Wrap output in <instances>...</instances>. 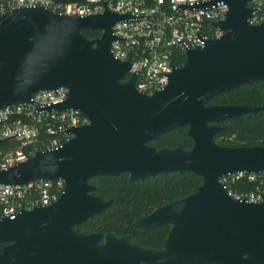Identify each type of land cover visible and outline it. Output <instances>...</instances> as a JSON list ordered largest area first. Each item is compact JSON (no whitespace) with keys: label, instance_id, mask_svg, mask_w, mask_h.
I'll use <instances>...</instances> for the list:
<instances>
[{"label":"water","instance_id":"water-1","mask_svg":"<svg viewBox=\"0 0 264 264\" xmlns=\"http://www.w3.org/2000/svg\"><path fill=\"white\" fill-rule=\"evenodd\" d=\"M224 34L184 49L168 85L140 92L130 61L115 58L113 25L130 14L106 9L88 16L22 6L0 16V110L30 104L41 90L69 89L47 107L73 109L89 123L73 127L63 146L40 150L0 169V184L62 178V196L45 206L0 219V264H264V202L229 195L219 182L236 172H264V145L225 146L216 135L228 119H245L257 105L209 104L241 86L264 83V23L251 24L249 0H224ZM85 30H101L95 38ZM188 127L191 148L152 142ZM192 173L197 190L134 220L141 230L169 227L161 248L129 235L77 230L105 213L112 200L94 194L91 179L129 175L131 183L158 175Z\"/></svg>","mask_w":264,"mask_h":264},{"label":"built area","instance_id":"built-area-1","mask_svg":"<svg viewBox=\"0 0 264 264\" xmlns=\"http://www.w3.org/2000/svg\"><path fill=\"white\" fill-rule=\"evenodd\" d=\"M44 7L60 14L88 16L106 9L130 18L116 22V37L111 44L115 58L130 61L126 78L136 75L137 89L152 94L169 83L173 65L182 61L184 49L203 46L219 38L224 31L214 22L225 19L228 5L224 0H0V16L12 9ZM253 10L251 24L264 23V0H249ZM69 89L37 92L30 104L0 110V169L23 162L40 150L63 146L74 137L73 127L89 123L84 113L47 107L64 102ZM219 182L236 199L264 202V172H236L223 175ZM242 183L239 188L235 187ZM251 184V186L245 184ZM65 180H32L26 184H0V219L16 218L23 210L45 206L64 193Z\"/></svg>","mask_w":264,"mask_h":264},{"label":"trees","instance_id":"trees-1","mask_svg":"<svg viewBox=\"0 0 264 264\" xmlns=\"http://www.w3.org/2000/svg\"><path fill=\"white\" fill-rule=\"evenodd\" d=\"M84 33L89 38H95L101 34V30H85ZM185 61L186 57L182 54V61L175 63L183 64ZM213 103L262 106L261 111L249 118L217 122L223 129L216 135L215 140L218 144L225 146H240L224 144L222 141V137L225 135H236L241 139H254L257 145H264V83L245 85L229 93L220 94L213 99ZM187 131V126L180 127L162 135L158 141L153 142V145L191 148L194 141L188 136ZM2 145L4 142L0 144V146ZM91 183L96 186L94 194L106 200H112L113 204L105 213L78 225L76 227L78 231L129 235L132 240L138 241L146 247L161 248L163 241L168 236L169 227L141 230L134 226V220L150 214L156 208L170 201L195 192L203 183V178L192 173L184 175L170 173L131 183L128 174H124L118 177H95L91 179ZM242 183L246 182H238L235 187L239 188ZM245 185L251 186L249 183ZM3 245L0 244V252Z\"/></svg>","mask_w":264,"mask_h":264},{"label":"rangeland","instance_id":"rangeland-1","mask_svg":"<svg viewBox=\"0 0 264 264\" xmlns=\"http://www.w3.org/2000/svg\"><path fill=\"white\" fill-rule=\"evenodd\" d=\"M187 130V129H186ZM222 141L224 144H230V145H243L246 143H251L252 145H257L255 144V140L254 139H241L239 137H237L236 135H225L224 137H222Z\"/></svg>","mask_w":264,"mask_h":264},{"label":"flooded vegetation","instance_id":"flooded-vegetation-1","mask_svg":"<svg viewBox=\"0 0 264 264\" xmlns=\"http://www.w3.org/2000/svg\"><path fill=\"white\" fill-rule=\"evenodd\" d=\"M209 104H211V105H215V103H213V100L209 103ZM215 124H218V123H215ZM218 125H220V124H218ZM221 126V125H220ZM188 132V131H187ZM152 145H153V142L151 143ZM155 146V145H154ZM129 176V175H128Z\"/></svg>","mask_w":264,"mask_h":264}]
</instances>
